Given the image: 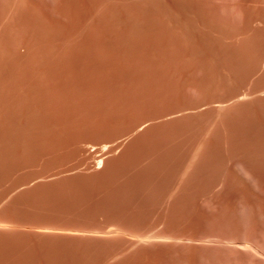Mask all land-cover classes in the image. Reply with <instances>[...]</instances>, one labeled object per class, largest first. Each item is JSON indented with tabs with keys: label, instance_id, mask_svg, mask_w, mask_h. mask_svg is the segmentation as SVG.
<instances>
[{
	"label": "rangeland",
	"instance_id": "obj_1",
	"mask_svg": "<svg viewBox=\"0 0 264 264\" xmlns=\"http://www.w3.org/2000/svg\"><path fill=\"white\" fill-rule=\"evenodd\" d=\"M0 264H264V0H0Z\"/></svg>",
	"mask_w": 264,
	"mask_h": 264
},
{
	"label": "bare ground",
	"instance_id": "obj_2",
	"mask_svg": "<svg viewBox=\"0 0 264 264\" xmlns=\"http://www.w3.org/2000/svg\"><path fill=\"white\" fill-rule=\"evenodd\" d=\"M103 146H105V145H103ZM107 148H108V145H107ZM103 149H106V148H103ZM109 149H110V148H108V150H109ZM106 150H107V149H106ZM100 154H101V153H100ZM98 156H99V155H98ZM101 156H103V155H101ZM101 156H100V157H101ZM97 158H98V157H97ZM102 158L104 159V157H101V159L99 160L100 163H98V164H101V163H102V161H101V160H103ZM96 160H97V159H96ZM101 165H102V164H101ZM100 167H101V166H100ZM61 170H63V169H61ZM71 170H72V169H71ZM74 170H75V169H74ZM65 171H68V170H65ZM69 171H70V170H69ZM72 171H73V170H72ZM57 172H58V171H57ZM61 173H62V172H61ZM64 173H66V172H64ZM52 174H53V173H52ZM56 174H57V173H56ZM62 174H63V173H62ZM50 175H51V174H50ZM51 176H52V175H51ZM69 178H71V177H69ZM61 179H62V178H61ZM64 179H66V178L64 177ZM59 180H60V179H59ZM55 181H56V180H55ZM57 181H58V180H57ZM68 181H69V180H68ZM58 182H61V181H58ZM57 184H58V183H57ZM59 184H60V183H59ZM59 184H58V185H59ZM69 184H70V183H69ZM72 184H73V183H72ZM55 185H56V184H55ZM65 185H68V184L66 183ZM93 185H94V184H93ZM103 185H105V184H103ZM110 185H111V184H110ZM116 185H117V184H116ZM69 186H71V185H68L67 187H69ZM76 186H78L77 183H76ZM80 186H82V185H80ZM98 186H99V185H98ZM107 186H108V185H107ZM113 186H114V185H113ZM78 187H79V186H78ZM78 187H77V188H78ZM83 187H84V186H83ZM85 187H86V186H85ZM91 187H92V186H91ZM100 187H101V186H100ZM102 187H103V186H102ZM65 188H66V187H65ZM86 188H87V187H86ZM86 188H84V190H85ZM88 188H89V187H88ZM88 188H87V191H90V190H88ZM104 188H105V186H104ZM109 188H110V187H109ZM111 188H112V187H111ZM62 189H63V188H62ZM68 189H71V188L69 187ZM89 189H91V188H89ZM92 189H93V188H92ZM98 189H99V188H98ZM98 189H97V190H98ZM102 189H103V188H102ZM76 190H78V189H76ZM79 190H83L82 187H81ZM95 190H96V188H95ZM113 190H114V189H113ZM113 190H112V191H113ZM69 191H70V190H69ZM69 191H67V192H69ZM71 191H73V190H71ZM99 191H100V190H99ZM105 191H106V190H105ZM105 191H104V192H105ZM60 192H61V191H60ZM65 192H66V191H65ZM73 192H74V191H73ZM79 192H80V191H79ZM81 192L83 193V191H81ZM81 192H80V193H81ZM96 192H97V191H96ZM108 192H109V191H108ZM108 192H107V193H108ZM114 192H117V191L114 190ZM47 193H49V192H47ZM50 193H51V192H50ZM52 193H54V192H52ZM52 193L50 194V195H51V198H53V197H52V196H53ZM71 193H72V192H70L69 194H71ZM76 193H77V191H76ZM80 193H78L79 195L77 194L79 197H76V198L80 199V196H82V194L80 195ZM88 193H90V192H88ZM93 193H94V192H93ZM100 193H103V192H100ZM56 194H57V193H56ZM58 194H59V193H58ZM63 194H64V193H63ZM73 194H74V193H73ZM91 194H92V193H91ZM94 194H95V193H94ZM105 194H106V193H105ZM108 194H109V193H108ZM108 194L106 195L107 197H108ZM113 194H115V193H113ZM113 194H112V195H113ZM50 195H49V196H50ZM75 195H76V194H75ZM83 195H84V194H83ZM97 195H98V193H97ZM58 196H59V195H58ZM62 196H63V195H62ZM84 196H85V195H84ZM91 196H92V195H91ZM98 196H99V195H98ZM110 196H111V194H110ZM110 196H109V198H111ZM44 197H45V194H44ZM46 197H48V195H47ZM55 197H56V195H55ZM55 197H54V199H55ZM59 197H60V196H59ZM59 197H57V201H56V203L58 202V200H59L58 198H59ZM72 197H74V196H71V198H72ZM82 197H83V196H82ZM82 197H81V199H80V201H81V202H80V203H81L80 205L77 204V203L79 202L78 199H76V200H78V201L74 200L75 203H73V202H74V201H72L73 199L68 198V196H67L65 199H67V198H68L67 200L70 199V201H72V202H70V203L73 204V205H74V204H77V205L81 206V205H82V199H84V200H83V203H84V201L86 200L85 198H82ZM85 197H86V198H89L88 201H89L90 199H92V201H93L94 198L97 199L96 196H95L94 198H93V197L90 198V197H87V196H85ZM101 197H102V196H101ZM107 197H106V199H107ZM41 198H42V197H41ZM61 198L63 199V197H61ZM98 198H99V197H98ZM37 199H38V198H37ZM46 199H47V198H46ZM54 199H53L52 201L50 200V202L53 203V202H54ZM62 199H61V202H65V200L63 199V200H64V201H63ZM74 199H75V197H74ZM103 199H104V198H103ZM103 199L101 200L102 202H103ZM106 199H105V200H106ZM43 200H44V199H43ZM55 200H56V199H55ZM98 200H99V199H98ZM105 200H104V201H105ZM109 200H110V199H109ZM44 201H45V200H44ZM92 201H89V203L91 202V205H92V208L90 207V210H89V211L92 212V211H93V208L96 207V208H94V209H95V211L97 212V210H98L97 207H99V206H96V205H99V204H98L99 202L96 200V202H98V203H96L95 205H93L94 203H92ZM99 201H100V200H99ZM101 201H100V203H101ZM39 202H40V201H39ZM42 202H43V201H42ZM50 202H49V203H50ZM61 202H58V203H61ZM76 202H77V203H76ZM86 202H87V201H86ZM107 202H110V201H107ZM107 202H106V203H107ZM36 203H37V202H36ZM56 203H53V205L50 204L51 206H48L49 208L52 207L51 210H49L51 214H52V209L55 208V207L53 208V206H56V205H58V208H60V209H58V210H61V209H62V210H64V211L66 212L67 209L69 208V211H71L70 208L72 207V205H70V206L68 207L67 204H70V203H68V201H66L67 204H66V203L63 204V205H65V206L67 205V206H66L67 209H63L64 206L62 205V206H63V207H62L61 204H60L61 207H59V204H56ZM110 203H111V202H110ZM32 204H33V203H32ZM37 204H38V203H37ZM86 204H88V202H87V203H84L83 205H86ZM33 205H35V204H33ZM38 205H39V204H38ZM38 205H37V206H38ZM43 205H45V203H43L42 206H43ZM47 205H48V203H47ZM77 205H76V206L74 205L73 209H72V208H71V209H72V210H76L77 208H75V207H78ZM83 205H82V208H83ZM106 205H108V204H106ZM106 205H104V206H106ZM31 206H32V205H31ZM37 206H36V208H37ZM89 206H90V204L87 205V207H85V210H86V211H88ZM29 207H30V206H29ZM32 207H33V206H32ZM32 207H31V208H32ZM39 207H40V206H39ZM39 207H38L37 209H40V208L42 209V207H40V208H39ZM43 207H45V206H43ZM46 207H47V206H46ZM46 207H45V209L47 210ZM56 207H57V206H56ZM66 207H65V208H66ZM109 207H110V205H109ZM26 208H27V207H26ZM78 208L81 209V207H78ZM29 209H30V208H29ZM96 209H97V210H96ZM101 209H102V208H101ZM101 209H100V211L102 212L105 208H103V210H101ZM108 209H109V208H108ZM35 210H36V209H35ZM54 210H55V209H54ZM54 210H53V211H54ZM62 210L59 211V212H62ZM105 210H106V209H105ZM36 211H37V210H36ZM42 211H44V210H42ZM47 211H48V210H47ZM56 211H57V209H56ZM56 211H54V213H55ZM69 211H68V213L70 214ZM76 211H77V210H76ZM81 211H82V210H80V212H81ZM107 211H108V210H107ZM38 212H40V214H41V210H39ZM44 212H45V211H44ZM65 212H62V213H65ZM80 212H79V213H80ZM98 212H99V211H98ZM101 212H100V213H101ZM45 213H46V212H45ZM45 213H44V214H45ZM56 213L59 214L58 211H57ZM74 213H77V212H74ZM84 213L87 215V216L84 215V217H88V218H89L90 216H92V217L95 216V219L97 218L96 215H95V212H92V214L89 213L90 216H88L89 214H88L87 212H84V210H83L82 213L79 214V216H78V214H74L75 216H73V215H72L73 212H72V213L70 214V216H71L70 218L74 217L75 220H78V219H79V221H77V222H80L81 225H83L84 222H81V221H80V218L83 216ZM93 213H94V214H93ZM29 214L32 215L31 212H30ZM33 214H34V213H33ZM38 214H39V213H38ZM69 214H67V215L69 216ZM81 214H82V215H81ZM102 214H103V213H102ZM107 214H108V212H107ZM34 215L36 216V213H35ZM34 215H32L33 218H34ZM61 215H62V214L60 213V215H58V216L60 217ZM100 215H101V214H100ZM127 215H129V214H127ZM130 215H131V214H130ZM132 215H133V214H132ZM32 216L29 217V218H32ZM49 216H50V215H48L47 217L49 218ZM53 216H54V214H53ZM55 216H56V214H55ZM62 216H63V215H62ZM76 216H77V217H76ZM108 216H109V215H108ZM43 217H45V216L43 215ZM65 217H67V216H65ZM65 217H63V218L61 217V218L64 219V220L66 221V218H65ZM75 217H76L77 219H76ZM78 217H79V218H78ZM84 217H82V218H84ZM106 217H107V216H106ZM115 217L118 218V216H115ZM125 217H126V216H125ZM129 217H130V216H129ZM35 218H37V217H35ZM38 218H39V217H38ZM41 218H42V217H41ZM48 218H46V219H48ZM50 218H51V220H53V218H55V217L52 218V216H51ZM50 218H49V219H50ZM56 218H58V217L56 216ZM67 218H68V217H67ZM70 218H69V220H67V223H68L67 225H69L70 222H71L72 224H78L77 222H76V223H75V222H72V221H75V220H74L73 218H72L73 220H72V219L70 220ZM88 218L84 219V220H85V223L87 222V224H89V223H88V222H89V221H88ZM100 218H101V217H100ZM122 218H123V217H122ZM27 219H28V218H27ZM46 219H45V220H46ZM62 219H60V220H61L62 222H64ZM104 219H106V218L104 217ZM107 219H108V218H107ZM124 219H125V218H124ZM131 219H132V217H131ZM137 219H138V216H137ZM137 219H136V220H137ZM31 220H32V219H31ZM31 220H29L28 222L30 223ZM33 220H34V219H33ZM39 220H40V219H39ZM39 220H38V221H39ZM43 220H44V219H43ZM51 220H49V221H51ZM56 220H58V222L61 223V222L59 221V219H56ZM56 220L54 219V221H56ZM82 220H83V219H82ZM84 220H83V221H84ZM89 220H94V219L91 218V219H89ZM96 220H97V219H96ZM96 220H94V222H95ZM102 220H103V219H102ZM108 220H109V219H108ZM115 220H116V218H115ZM120 220H121V219H120ZM126 220H128V217H127ZM129 220H130V218H129ZM133 220H134V219H133ZM38 221H37V224H38V226H39ZM40 221H41V220H40ZM49 221H48V222H49ZM68 221H69V222H68ZM106 221H107V220H106ZM106 221H104V222H106ZM118 221H119V220H118ZM118 221H117V222H118ZM121 221H122V220H121ZM131 221H132V220H131ZM131 221H130V222H131ZM33 222H34V221H33ZM42 222H43V221H42ZM48 222H46V224H45V222H44V224L47 225ZM58 222H57L56 224H59ZM94 222H93V221H92V222L90 221L91 225H90V224H89V225H90V226H93V227H94V225L96 226L97 224H95V223H98V222H95V223H94ZM101 222H102V221H101ZM107 222H108V221H107ZM113 222H114V221H113ZM113 222L110 220L109 223H110V224H114L115 222H114V223H113ZM117 222H116V223H117ZM26 223H27V222H26ZM40 223H41V222H40ZM50 223H52V222H50ZM80 223H79V224H80ZM85 223H84V224H85ZM92 223H94V224L92 225ZM109 223H108V225H109ZM118 223H119V222H118ZM133 223H134V222H133ZM32 224L34 225V223H32ZM35 224H36V221H35ZM41 224H42V223H41ZM41 224H40V226H42ZM44 224H43V226H44ZM53 224H54V223H52V225H53ZM62 224L64 225V227H65V226H66V227H70V225H71V224H70L69 226H67V225H65V223H62ZM98 224L100 225V227H102V229L104 228L103 225H105V223H103L102 225H101L100 223H98ZM134 224H136V223H134ZM134 224H133V226H134ZM89 225L86 226V224H85L84 226L81 227V229H83V227H84V228L87 227V228H89V230H90L91 227H90ZM99 225H97V227H98ZM106 225H107V223H106ZM116 225H117V224H116ZM120 225H121V224H120ZM122 225H123V224H122ZM139 225H140V224H139ZM139 225H138V226H139ZM40 226H39V227H40ZM53 226H54V225H53ZM58 226H59V225H58ZM58 226H57V227H58ZM73 226H74V225H73ZM73 226H71V227L73 228ZM75 226H76V225H75ZM85 226H86V227H85ZM88 226H89V227H88ZM113 226H114V225H113ZM118 226H119V225H118ZM124 226H125V225H124ZM126 226H127V224H126ZM133 226H132V228H133ZM136 226H137V225H136ZM35 227H36V226H35ZM49 227H50V225H49ZM66 227H65V228H66ZM76 227L78 228L79 226L77 225ZM97 227H94V228L96 229ZM120 227H121V226H120ZM120 227H118V228H120ZM27 228H28V227H27ZM59 228H60V227H59ZM87 228H86V229H87ZM106 228H107V226H105L104 229L106 230ZM125 228H126V227H125ZM127 228H128V226H127ZM66 229H67V228H66ZM74 229H75V227H74ZM91 229H92V228H91ZM97 229H100V228L98 227ZM35 230H36V229H35ZM40 230H41V229H40ZM124 230H125V229H124ZM99 231H100V230H99ZM27 233H28V232H27ZM31 233H32V232H31ZM35 233H36V232H35ZM38 233H39V232H38ZM38 233H37V234H38ZM25 234H26V233H25ZM40 234H41V233H40ZM40 234H39V235H40ZM87 234H88V233H87ZM30 235H31V234H30ZM39 235H38V236H39ZM41 235H42V234H41ZM41 235H40V236H41ZM43 235H44V234H43ZM50 235H51V233H50ZM50 235H49V237H50ZM83 235H84V234H83ZM25 236H26V235H25ZM27 236L29 237V235H27ZM35 236H36V235H35ZM35 236H34V241H35ZM40 236H39V237H40ZM44 236H45V235H44ZM44 236H43V237H44ZM46 236H48V235L46 234ZM46 236H45V237H46ZM51 236H52V235H51ZM59 236H60V235H57V238H58ZM62 236H63V235H62ZM86 236H87V235H86ZM49 237H46V238H49ZM53 237L55 238L56 235H54ZM64 237H65V235H64ZM83 237H84V236H83ZM92 237H93V236H92ZM92 237H89V238L92 240V239H94V238H92ZM25 238H26V237H25ZM54 238L50 237V241H48V242H46L44 239H40V238H39V239H40L41 241L44 240V241H42V243L44 242L46 245H48V243L51 242V241H53ZM57 238L54 240V243H56L55 241H57ZM60 238H62V237H60ZM65 238H67V237H65ZM65 238H63V239H65ZM75 238H76V237H75ZM77 238H78V237H77ZM77 238H76V239L68 238L67 240H69V241H70V239H71V241L74 240L73 242L75 243V242H77V241H76ZM79 238H81V237H79ZM79 238H78V239H79ZM23 239H24V237H23ZM26 239H28V238H26ZM51 239H52V240H51ZM82 239H83V238H81L80 242L82 241ZM87 239H88V238H87ZM95 239H96V238H95ZM95 239H94V240H95ZM24 240H25V239H24ZM24 240H23V241H24ZM30 240H32V239H30ZM46 240H47V239H46ZM48 240H49V239H48ZM58 240H59V241L61 240V241H60V242H61V243H60V244H61L60 247L63 246L64 242L62 243V239H59V238H58ZM65 240H66V239H65ZM67 240H66L65 242H66V244L68 245V243H70V242L67 241ZM88 240H89V239H88ZM88 240L86 241V237L83 239V241H85V242H87V243L89 244ZM101 240H102V239H101ZM106 240H107V239H106ZM106 240H105V241H106ZM83 241H82V242H83ZM21 242H22V241H21ZM21 242H20V243H21ZM67 242H68V243H67ZM73 242H72V243H73ZM78 242H79V241H78ZM78 242H77V244L80 243V242H79V243H78ZM93 242H94V241H93ZM102 242H103V241H101V243H102ZM106 242H107V241H106ZM112 242L114 243V241H112ZM20 243H19V244H20ZM27 243H28V242H27ZM30 243H31V242H30ZM36 243H37V242H36ZM40 243H41V242H40ZM40 243H39V244H40ZM44 243H43V244H44ZM52 243H53V242H52ZM74 243H73V244H74ZM87 243H86V244H87ZM117 243H118V241H117ZM32 244H34V243H32ZM32 244H31V245H32ZM49 244H50V243H49ZM57 244H59V243H57ZM66 244H65V245H66ZM73 244H71L72 247H73ZM80 244H81V243H80ZM83 244H84V243H82V246H83ZM86 244H85V246H87ZM93 244H94V243H93ZM107 244H108V242H107ZM26 245H28V244H26ZM35 245H36V244H34V246H35ZM97 245H99L98 242H97ZM108 245H109V244H108ZM119 245H120V244H119ZM48 246H52V245H48ZM57 246H58V245H57ZM57 246H56V247H57ZM88 246H89V245H88ZM111 246H113V245L111 244ZM53 247H55V244L52 246V248H53ZM63 247H64V246H63ZM76 247H77V246H76ZM89 247H90V246H89ZM93 247H94V246H93ZM31 248H32V246H31ZM68 248H69V247H67L66 249H68ZM77 248H78V247H77ZM83 248H86V247H83ZM98 248H99V247H98ZM98 248H97V249H98ZM33 249H34V248H33ZM40 249H41V247H40ZM58 249H59V248H58ZM61 249H62V248H61ZM70 249H71V248H70ZM72 249H74V247H73ZM86 249H88V248H86ZM91 249H92V246H91ZM95 249H96V248H95ZM111 249H112V247H111ZM113 249H114V247H113ZM119 249H120V248H119ZM36 250H37V249H36ZM36 250H35V251H36ZM38 250H39V249H38ZM38 250H37V251H38ZM50 250H51V248H50ZM55 250H56V249H55ZM55 250H54V251H55ZM114 250H115V249H114ZM30 251H31V250H30ZM37 251H36V252H37ZM40 251H41V250H40ZM63 251H64V250H63ZM63 251H62V252H63ZM88 251H89V250H88ZM117 251H118V249H117ZM33 252H34V251H32V254H33ZM46 252H47V254H48V250H47ZM50 252H51V251H50ZM57 252H58V251H57ZM84 252H85V249H84L83 253H84ZM96 252H98V251H96ZM39 253H40V252H39ZM43 253H44V252H42V254H43ZM51 253H54V252H51ZM58 253H59V252H58ZM91 253H92V252H91ZM91 253H90V254H91ZM32 254H31V255H32ZM42 254H40V255L42 256ZM49 254H50V253H49ZM56 254H57V253H56ZM84 254H85V253H84ZM94 254H95V252H94ZM98 254H99V253H98ZM34 255H35V254H34ZM45 255H46V253H45ZM54 255H55V254H54ZM88 255H89V254H88ZM88 255H87V258H88ZM96 255H97V254H96ZM101 255H102V254H101ZM35 256H37V254H36ZM41 256H40V257H41ZM43 256H44V255H43ZM52 256H53V255H52ZM83 256H84V255H83ZM98 256H100V255H98ZM98 256H97V257H98ZM111 256H112V255H111ZM45 257H46V256H45ZM50 257H51V256H50ZM50 257H49V258H50ZM59 257H60V256H59ZM91 257H92V255H91ZM107 257H108V256H107ZM37 258H38V257H37ZM42 258H43V257H42ZM53 258H54V257H53ZM53 258H52V259H53ZM63 258H64V257H63ZM63 258H62V259L60 258V259H58V260H63ZM89 258H90V257H89ZM92 258H93V257H92ZM94 258H95V257H94ZM108 258H109V257H108ZM47 259H48V258H47ZM64 259H65V258H64ZM68 259L70 260V258H68ZM83 259H85V257H84ZM110 259H111V257H110ZM39 260H41V259H39ZM42 260H43V259H42ZM54 260H55V259H54ZM99 260L102 261V259H100V258H99ZM99 260H98V261H99ZM48 261H49V260H48ZM52 261H53V260H52ZM71 261H72V260H71ZM81 261H82V260H81ZM88 261H89V260H87V262H88ZM93 261H95V260L93 259ZM100 261H99V262H100ZM121 261H122V260H121ZM57 262H58V261H57ZM85 262H86V261H85ZM89 262H90V261H89ZM89 262H88V263H89ZM51 263H52V262H51ZM53 263H56V262H53ZM93 263H94V262H93ZM97 263H98V262H97ZM106 263H107V262H106ZM124 263H125V262H124Z\"/></svg>",
	"mask_w": 264,
	"mask_h": 264
}]
</instances>
